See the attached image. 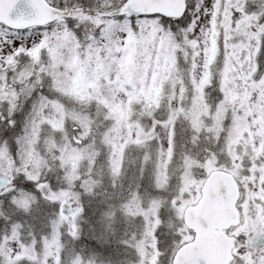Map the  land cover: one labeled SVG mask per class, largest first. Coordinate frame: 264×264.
I'll use <instances>...</instances> for the list:
<instances>
[{
	"label": "snow or ice",
	"instance_id": "snow-or-ice-1",
	"mask_svg": "<svg viewBox=\"0 0 264 264\" xmlns=\"http://www.w3.org/2000/svg\"><path fill=\"white\" fill-rule=\"evenodd\" d=\"M0 264H264V0H0Z\"/></svg>",
	"mask_w": 264,
	"mask_h": 264
},
{
	"label": "water",
	"instance_id": "water-1",
	"mask_svg": "<svg viewBox=\"0 0 264 264\" xmlns=\"http://www.w3.org/2000/svg\"><path fill=\"white\" fill-rule=\"evenodd\" d=\"M201 206L205 207L207 209L208 215L215 218L218 222H223L225 219V212L222 206L214 202L205 203L204 201H202L201 205H198L197 207L199 208ZM189 222H191L190 216ZM205 243L210 252L215 253L217 251V242L215 239H209Z\"/></svg>",
	"mask_w": 264,
	"mask_h": 264
},
{
	"label": "rangeland",
	"instance_id": "rangeland-1",
	"mask_svg": "<svg viewBox=\"0 0 264 264\" xmlns=\"http://www.w3.org/2000/svg\"><path fill=\"white\" fill-rule=\"evenodd\" d=\"M128 172H129V174L125 178V183H126V185L129 183H132L134 186L135 181H136L134 168H130Z\"/></svg>",
	"mask_w": 264,
	"mask_h": 264
},
{
	"label": "trees",
	"instance_id": "trees-1",
	"mask_svg": "<svg viewBox=\"0 0 264 264\" xmlns=\"http://www.w3.org/2000/svg\"><path fill=\"white\" fill-rule=\"evenodd\" d=\"M134 171H135V169H134ZM128 174H129V172H128Z\"/></svg>",
	"mask_w": 264,
	"mask_h": 264
}]
</instances>
